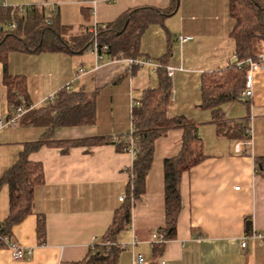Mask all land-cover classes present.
<instances>
[{"label": "crops", "instance_id": "1", "mask_svg": "<svg viewBox=\"0 0 264 264\" xmlns=\"http://www.w3.org/2000/svg\"><path fill=\"white\" fill-rule=\"evenodd\" d=\"M18 17L33 10L57 13L70 35L87 32L95 24L106 25L124 12L139 7L165 9L171 0H0ZM230 0H180L178 11L164 26L151 25L141 41V52L154 66L136 67L129 59L100 63L88 49L65 52H15L8 57V70L23 76L32 110L47 106L60 90L96 92L94 126L62 127L55 140L94 137L118 138L133 129L132 110L145 91L159 85L158 65L165 60L173 68L172 111L198 124L206 159L185 173L181 181L182 212L177 236L157 254L152 235L165 226L164 162L179 154L183 131L173 129L155 142L146 192L135 203L131 227L118 236L125 245L119 264H264V239L242 242L250 232L264 236V67L253 76L251 98L221 106L230 122L247 119L248 138L221 132L212 111L202 109L203 74L219 73L236 64L234 21ZM14 14V13H13ZM17 16L7 24L18 26ZM191 40L181 42L179 37ZM264 49L260 54H264ZM4 65L0 63V119L9 115ZM44 128L19 124L0 129V178L24 151L38 142ZM241 143L240 150L237 145ZM30 160L43 165L44 182L36 188L33 213L11 229V239L25 252L22 260L0 248V264H76L83 261L113 222L127 194L129 169L134 156L112 144L60 148L42 147ZM262 163L263 170H258ZM9 213V191L0 189V223ZM45 219L44 242L38 237V218ZM249 229V230H248ZM135 242V245L132 243Z\"/></svg>", "mask_w": 264, "mask_h": 264}, {"label": "trees", "instance_id": "2", "mask_svg": "<svg viewBox=\"0 0 264 264\" xmlns=\"http://www.w3.org/2000/svg\"><path fill=\"white\" fill-rule=\"evenodd\" d=\"M180 0H171L165 9L139 7L121 14L115 21L99 29L98 41L106 45L109 60L143 59L141 41L151 25L164 26L167 18L179 9ZM14 13V14H13ZM230 17L234 21L231 38L235 42L236 64L219 73L203 74L201 79L202 109L212 111V121L226 134L248 138L247 119L230 122L225 118L221 106L228 102L240 101L246 89V74L249 60H257L264 44V0H230ZM16 17L13 9L0 8V63L4 65V83L8 89L9 116H13L22 106L28 108L23 76H13L8 70V57L15 52H65L77 54L88 50L94 37L89 31L70 35V28L63 26L58 14H46L45 9H33L28 16L18 17V26L8 28L7 24ZM23 35L25 38H23ZM170 53L167 55L169 57ZM158 68L159 85L156 89L144 92L139 105L133 107L132 132L114 138L94 137L82 140H55V131L62 127L94 126L97 120V93L82 90H60L47 106L30 110L20 124L44 128L42 138L35 143H27L19 159L0 178V189L6 186L9 191V213L0 223V248L3 238L11 237V229L33 213L36 188L44 182L43 165L30 160V154L47 146L60 148L66 153L74 147H95L112 144L120 152H126L136 145V155L129 169L130 181L122 206L115 211L114 219L102 239L90 247L85 259L76 264H119L122 252L118 236L132 224V211L135 203L146 192V177L152 167L155 142L168 131H183L182 147L179 154L164 162L165 179V226L159 230L167 242L175 240L177 224L182 212L181 181L185 173L206 159L203 141L198 134V124L172 111L173 85L166 71L165 60ZM258 170L262 171V163ZM46 225L44 217L38 218V237L44 242ZM166 244H156L154 251L162 254Z\"/></svg>", "mask_w": 264, "mask_h": 264}, {"label": "built area", "instance_id": "3", "mask_svg": "<svg viewBox=\"0 0 264 264\" xmlns=\"http://www.w3.org/2000/svg\"><path fill=\"white\" fill-rule=\"evenodd\" d=\"M8 8L7 6H4L3 4L0 3V8ZM13 28L16 27V25L12 26ZM99 29H105L104 25L100 24H95L92 26L88 31L90 34L93 35L94 40L92 43V46L89 48V50L96 56L97 62L100 63L105 57H106V52L108 50V47L106 45L101 46V44L98 41V32ZM179 40L181 42H187L191 40L189 37H179ZM130 64L136 67H142L145 65L149 66H154L152 60L150 58H143V59H129ZM249 70L246 74V82L245 86L246 89L242 92L241 94V99L245 100L247 98L252 97V92H253V76L261 71V69L264 67V54L258 55L257 60H249ZM160 68V65L157 66ZM167 74L169 77H172L175 73V70L173 68H166ZM54 99V96L49 97L48 101H52ZM32 106L29 105L28 108H24L20 106L15 114L13 116H7L5 118L0 119V129L6 128V127H16L20 124L21 119L24 117V115L32 110ZM133 130V129H132ZM132 132V131H131ZM114 140H117V138H114ZM241 143L237 145V150H240ZM132 156L136 155V145L132 144L130 148L126 151ZM124 198H121V201H123ZM256 239H264V236L261 234H258L256 232H250L248 235L245 237V239L242 242V247L246 248L248 245L249 240H256ZM3 243L5 246H7L12 254V257L16 260H22L25 257L26 252L17 245L16 242H14L11 238H3L2 239ZM167 241L165 240L163 234L159 231L154 232L152 235V241L151 244L152 246H155L156 244H166ZM135 245V242L132 243ZM120 248L122 250L126 249L125 245H121ZM134 264H144V259L141 255L137 257V260L135 261Z\"/></svg>", "mask_w": 264, "mask_h": 264}, {"label": "rangeland", "instance_id": "4", "mask_svg": "<svg viewBox=\"0 0 264 264\" xmlns=\"http://www.w3.org/2000/svg\"><path fill=\"white\" fill-rule=\"evenodd\" d=\"M23 38H25V36L23 35ZM262 49H264V44L261 47ZM262 49L260 51H262ZM264 51V50H263Z\"/></svg>", "mask_w": 264, "mask_h": 264}, {"label": "water", "instance_id": "5", "mask_svg": "<svg viewBox=\"0 0 264 264\" xmlns=\"http://www.w3.org/2000/svg\"><path fill=\"white\" fill-rule=\"evenodd\" d=\"M249 230V229H248Z\"/></svg>", "mask_w": 264, "mask_h": 264}]
</instances>
